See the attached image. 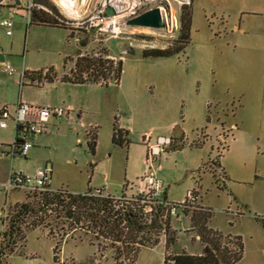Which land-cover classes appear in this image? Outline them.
<instances>
[{
  "label": "rangeland",
  "instance_id": "1",
  "mask_svg": "<svg viewBox=\"0 0 264 264\" xmlns=\"http://www.w3.org/2000/svg\"><path fill=\"white\" fill-rule=\"evenodd\" d=\"M26 1H22L24 5ZM191 2L190 40L185 50L176 55L144 58L125 50L131 42L135 50H143L138 40L144 36L157 38L160 49L180 45L181 23L177 31L164 37L148 28L134 27H128V33L117 38H111L110 34L101 35L98 41L86 37L89 52L106 47L111 55H122L124 63L120 84L87 86V103L96 102L95 107L101 110L100 118L88 114L85 120L87 126L100 122L102 129L101 147L96 154L98 174H109L111 193L119 194L124 184L136 182L145 172L143 135L152 132L154 136H170L179 125L184 131L183 138L158 163L157 175L164 182L167 200L181 203L189 190L197 188L200 204L212 210L208 228L223 236L241 238L243 252L236 264H264V0L255 4L251 1L243 4L242 0ZM181 13L182 10L179 16ZM240 26L244 32L238 29ZM30 30L26 47L39 48L29 55L38 66H61L64 55L75 52L74 40L67 42L66 29L32 26ZM0 31L3 40L10 44L12 37L3 29ZM15 43V50L21 52L23 38ZM241 107H257L260 112L254 114ZM116 116L130 130L129 145L119 146L111 140ZM242 120L246 127L241 125ZM236 124L238 128L233 126ZM86 152L89 158L94 157L88 147ZM18 159H23L19 164L26 163L24 158ZM14 167L19 170L20 165ZM219 167L225 172L224 183L218 182ZM56 172L52 174L53 185ZM91 172L88 163H81L79 168L61 169L69 183L58 181L57 184L65 189L76 182L86 185ZM28 196L23 190L9 192L4 209L9 219L10 204L17 199L25 201ZM191 212L185 214L176 208L173 215L160 217L162 229L166 230L146 233L144 239L151 244L140 247L134 256L130 251L135 247L132 242H114L117 235H109L105 226L90 218L70 226L72 220L66 222L51 212L45 220L49 227L44 224L32 227L35 219L28 217L20 223L21 234L26 236L24 246L8 262L164 264L167 257L181 251L203 250L206 242L196 238L198 226L192 230ZM90 213H95L94 209ZM125 232L127 228L123 229ZM21 234L14 239L21 241ZM55 246L56 258L53 257ZM228 247L235 249V245Z\"/></svg>",
  "mask_w": 264,
  "mask_h": 264
},
{
  "label": "built area",
  "instance_id": "2",
  "mask_svg": "<svg viewBox=\"0 0 264 264\" xmlns=\"http://www.w3.org/2000/svg\"><path fill=\"white\" fill-rule=\"evenodd\" d=\"M14 0H0V6L6 5ZM58 11L62 21L74 29L84 34H94L93 38H98L103 34H110L111 38L121 37L128 33V26L123 20L150 8L160 9L166 27L163 29H151L153 33L164 37L168 32L177 31L180 27L179 14L182 8L191 5V0H49ZM43 9L52 12L48 7L38 5L35 0H27L24 5L25 15L28 23L31 22L32 13L35 9ZM112 8L113 15L106 14V10ZM16 10L11 8L8 16L0 20V27L6 35L12 36ZM123 20V21H122ZM140 28V27H134ZM149 29V28H148ZM129 38V37H128ZM135 41V40H134ZM133 44V42H131ZM132 44L130 46L132 47ZM160 42L157 38L141 37L138 46L141 49H160ZM78 55L64 65V71L58 73L53 67H47L34 72H30V83L38 88H43L53 81L63 79H90L87 73L77 75L75 71L76 62L79 58L87 56H98L97 52L91 53L86 47L80 48ZM126 52V50H125ZM127 53V52H126ZM106 59L112 61L115 66L118 62H123V56L118 57L108 54ZM124 64V63H123ZM4 70L14 72L16 69L9 64H4ZM26 72L21 73V83L26 78ZM110 78H99V84L108 86L115 82L120 84V80ZM76 113L71 106H41L35 103L19 100L13 107L3 104L0 107V128L12 129L13 142L9 145L10 156L26 157L30 149L34 146V138L45 133L51 118L69 119ZM99 130L97 123L86 127V145L90 143ZM143 143L146 147L145 172L136 182L126 183L119 194H112L105 189H91L85 192L89 197L108 199L110 207L120 213H138L142 219L151 223L156 209L162 206L164 216L174 214L176 208H190L199 199V190L193 188L187 192V196L181 203H173L165 200L163 195L165 187L163 180L157 175L160 168L159 159L174 145L173 137L154 136L152 132L143 135ZM218 182L225 181V172L219 167ZM67 190L73 194L77 192L65 188L53 189L51 187V169L48 167L39 168L35 175H27L22 171L12 170L8 181L3 185V193L6 195L11 190H24L30 194H40L47 191ZM9 213L3 210L1 213L0 226V264H9L10 256L20 252L24 246L25 239L17 241L11 236L8 225ZM178 232V234H180ZM199 239V237H197ZM172 262V261H170Z\"/></svg>",
  "mask_w": 264,
  "mask_h": 264
},
{
  "label": "trees",
  "instance_id": "3",
  "mask_svg": "<svg viewBox=\"0 0 264 264\" xmlns=\"http://www.w3.org/2000/svg\"><path fill=\"white\" fill-rule=\"evenodd\" d=\"M35 2L38 5L48 7L52 12L49 13L40 8L35 9L32 13V24L63 28L71 31V35L74 34L75 30L62 21L58 11L49 0H35ZM190 7L191 5L182 8V13L179 16L181 29H179L178 38L183 41L180 45H172L171 47L165 49H143L140 51L128 46L126 52L131 54H141L144 58H148L170 57L185 50L190 40L192 21ZM96 52L98 53V56L91 55L79 58L75 66L77 75L87 73L90 79H63L61 82L99 84V78H110V76H112L111 79L113 80H120L123 75V62L120 61L118 62V65L115 66L112 61L106 59L105 57L109 54L106 48H98V51ZM69 60L71 59L67 58L65 60V66ZM117 121L118 116L115 118L112 141L119 146L129 145L131 142V139L129 138V131L119 127ZM97 138L98 132L94 139L88 143V151L92 155L95 153ZM182 138L183 137L173 138V148L176 147L178 140H181ZM218 164L221 163L218 161ZM197 195L200 198L199 193H197ZM163 197L167 200L166 192ZM11 208L12 215L8 222L12 237L21 234L20 223L28 217H33L35 219V221H32V227H36L40 224H44L45 227H49V223H45V220L47 217H50L52 214L51 212H54L56 213V218H65L66 222L72 220L73 223H70V226H72V224L78 225L81 221L88 220L89 218L91 219L90 221L105 226L109 235H117L114 242H132L135 245V247L130 250L133 256L134 254H137V250L140 247L151 244L148 240L144 239V235L146 233H151L154 229L157 233L162 230H166V228L162 229L163 221L160 219V217L164 216V209L162 206L157 207L151 223H148L144 221L142 216L138 213L124 214L120 213V211L113 210L110 207L108 199L89 197L82 193L73 194L67 190L61 189L57 191H47L40 194L29 193L27 200L18 202ZM92 209H94L95 213H90ZM179 209L185 214L192 210L193 213L191 212V215L193 217L192 219L190 217V220H193L194 223L192 230L195 231V226L197 225L198 227L196 232H198L199 235L197 234L196 238L199 237V240L202 238L206 244H204L201 254H192L186 251H181L174 254L170 258L167 257L164 264H236L241 259L243 252V243L241 238L239 236H223L218 231L208 228L207 221L211 216L212 210L201 205L199 199L192 207ZM49 211L50 213H48ZM168 216L170 215H167V217ZM124 228H127V232L123 234ZM126 233L128 235H126ZM25 237L26 236L22 235L21 239L26 240ZM232 238H234L235 241H232ZM230 244L233 246L235 245V249L228 247ZM53 250L54 252L56 251V246ZM53 257L56 258V252L53 253Z\"/></svg>",
  "mask_w": 264,
  "mask_h": 264
},
{
  "label": "crops",
  "instance_id": "4",
  "mask_svg": "<svg viewBox=\"0 0 264 264\" xmlns=\"http://www.w3.org/2000/svg\"><path fill=\"white\" fill-rule=\"evenodd\" d=\"M23 0H14L13 2H9L6 5L0 6V19L9 15L11 8L16 10V16L14 19V27L12 40L10 44H7L2 38V32L0 31V53L4 55L5 61H0V107L3 104H9L13 107L20 99L35 103L41 106H71L75 109L76 113L72 114L69 119H56L51 118L48 126V130L38 135L34 138V146L30 149L28 155L26 157L15 156L14 158L10 156L9 145L13 142V133L12 129H3L0 128V226H1V213L5 209L6 198L9 195V192L5 195L3 193V185L8 181L10 177V173L12 170H16L14 166L18 167L20 165L19 170L27 175H35L36 171L39 168L48 167L51 169V187L53 189H58L59 184L58 181L67 182L64 174L60 173L61 169H69V168H79L81 167V163H87L92 167V172L87 175V183L86 185H81L76 182V184H71V188L68 189L73 192H85L88 189H105L106 191L111 193L110 190V181L111 177L109 174L100 173V165L96 160V154L100 150L101 147V126L100 122H96L99 125L98 130V138L97 145L95 149V153L93 158H89L86 152V123L85 120L88 119V114H91L92 118H100V107H95L96 102L87 103L86 99H88V89L87 86L91 83L87 84H77L71 82H50L43 88H38L33 86L30 83V72H34L40 69H44L47 67H53L55 71L58 73H62L64 71L65 60L67 58L72 59L78 55L81 51L80 48L87 47L86 37L88 34H84L82 32L74 31V34L71 35V31H68V39L67 42L70 44V41L73 39L75 42V52L65 54L61 63V66H57L56 64H49L48 66L41 67L38 66L32 59H29V55L31 51H39V48L32 47L31 49L26 47V42L31 34V27H47V28H56L49 27L44 25H36L31 22L28 23ZM247 1H251L252 3H256L260 0H242L243 4ZM192 4V2H191ZM247 13H258L256 10H247ZM2 30V28L0 27ZM242 32L245 31L244 27L240 26ZM83 35V37H81ZM91 38H93L94 34H90ZM24 41V47L19 52L14 48L15 41ZM130 46V43L127 44V47ZM126 47V49H127ZM106 48V47H105ZM134 48V47H133ZM109 54V50L106 48ZM27 53V55L25 54ZM131 54V53H128ZM4 64H9L14 67L16 70L14 72H8L4 70ZM25 71L27 77L24 79L23 83H21V73ZM56 82V83H55ZM247 108L251 113L258 114L260 112L257 107H241V109ZM116 118V117H115ZM114 123L111 127L110 137L112 140L113 135V127ZM119 127L126 129L129 131L130 138V130L126 126V124L117 121ZM175 124V123H174ZM241 125L246 127V122L244 120L241 121ZM235 128H238L237 124L233 125ZM101 129V130H100ZM240 129V128H239ZM243 129V128H242ZM226 139L225 137H223ZM86 146V147H85ZM24 158L26 163L19 164V161ZM22 167V168H21ZM56 172L55 184H52V174ZM66 174V173H65ZM125 185V184H124ZM123 185V187H124ZM122 187V190H123ZM18 190H11V192H16ZM24 191V190H23ZM25 192V191H24ZM26 193V192H25ZM167 195V193H166ZM24 200H15L10 207L18 202H22ZM190 253V252H189ZM192 253V254H201Z\"/></svg>",
  "mask_w": 264,
  "mask_h": 264
},
{
  "label": "water",
  "instance_id": "5",
  "mask_svg": "<svg viewBox=\"0 0 264 264\" xmlns=\"http://www.w3.org/2000/svg\"><path fill=\"white\" fill-rule=\"evenodd\" d=\"M106 14L113 15L114 10L112 8H108L106 10ZM125 22L128 26L131 27L149 28L155 30L163 29L166 27L160 9L157 7L150 8L146 11L138 13L137 15L128 17L125 19ZM0 61L1 62L5 61V57L1 53H0ZM183 135H184V131L179 125H177L171 133V136L173 138H181L183 137Z\"/></svg>",
  "mask_w": 264,
  "mask_h": 264
}]
</instances>
